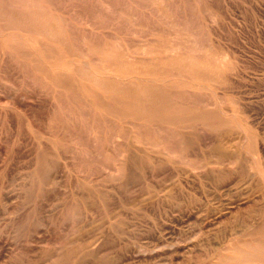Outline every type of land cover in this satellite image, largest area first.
Segmentation results:
<instances>
[{
    "label": "rangeland",
    "instance_id": "1",
    "mask_svg": "<svg viewBox=\"0 0 264 264\" xmlns=\"http://www.w3.org/2000/svg\"><path fill=\"white\" fill-rule=\"evenodd\" d=\"M156 1L0 0V264H264V0ZM146 24L211 69L166 80L193 111L115 104L101 78L134 73L65 57Z\"/></svg>",
    "mask_w": 264,
    "mask_h": 264
},
{
    "label": "bare ground",
    "instance_id": "2",
    "mask_svg": "<svg viewBox=\"0 0 264 264\" xmlns=\"http://www.w3.org/2000/svg\"><path fill=\"white\" fill-rule=\"evenodd\" d=\"M28 1V0H27ZM82 1V0H81ZM138 1V0H137ZM156 1V0H155ZM158 1V0H157ZM156 1V2H157ZM164 1V0H163ZM119 2V1H118ZM153 2V0H152ZM187 2V1H186ZM89 3V1H88ZM142 3V2H141ZM39 4V3H38ZM136 4V3H135ZM10 5V2H9ZM20 5V4H19ZM29 5V4H28ZM40 5V4H39ZM121 5V4H120ZM140 5V4H139ZM161 5V4H160ZM134 6V5H133ZM168 6V5H167ZM20 7V6H19ZM126 7V6H125ZM141 7V6H140ZM151 7V6H150ZM143 8V7H142ZM154 8V7H153ZM166 8V7H165ZM169 8V7H168ZM180 8V7H179ZM118 9V8H117ZM144 9V8H143ZM123 10V9H121ZM172 10V9H171ZM189 10V9H188ZM118 11V10H117ZM128 12V9L126 10ZM164 11V10H163ZM120 12V10L118 11ZM168 12V11H167ZM122 13V12H121ZM129 13V12H128ZM170 13V12H169ZM168 13V14H169ZM49 14V13H48ZM131 14V13H130ZM128 14V15H130ZM137 14V13H136ZM149 14V13H148ZM173 14V13H172ZM208 14V13H207ZM125 16L126 13L124 14ZM134 15V14H133ZM139 15V14H138ZM159 15V14H158ZM163 16L164 14L161 13ZM171 14H169L170 16ZM193 15V14H192ZM211 15V14H210ZM122 16V15H121ZM131 16V15H130ZM209 16V15H208ZM61 17V16H60ZM136 17V16H135ZM173 17V15L171 16ZM210 17V16H209ZM62 18V17H61ZM64 18V17H63ZM129 18V17H128ZM132 18V17H131ZM148 18V17H147ZM169 18V17H168ZM57 19V17H56ZM172 18H170L171 20ZM45 20V19H44ZM89 20V19H88ZM212 20V19H211ZM33 21V20H32ZM63 21V20H62ZM154 21V20H153ZM48 22V21H47ZM46 22V23H47ZM131 22V21H130ZM180 22V21H179ZM135 23V22H134ZM158 23V22H157ZM162 23V24H161ZM161 25H167L168 21L164 19L163 22H161ZM129 24V23H127ZM126 24V25H127ZM16 25V24H15ZM62 26V25H61ZM131 26V25H130ZM138 26V24H137ZM178 26V25H177ZM142 27V26H141ZM161 27V26H160ZM174 27V26H173ZM155 28V27H154ZM166 27L162 26V29L164 30ZM179 28V27H177ZM183 28V27H182ZM180 27V29H182ZM185 28V27H184ZM190 28V27H189ZM194 28V27H193ZM22 29V28H21ZM47 29V28H46ZM86 29V28H85ZM146 33H143L139 35L141 39H138L140 41L139 43V49H130L128 47H122L121 44H115V43H106L103 44L102 47L99 49H94V45H88V46H82L79 48V51L77 53H69V55L65 54V57H70L73 55L78 54L82 58H91L99 61L96 62L100 68L105 70L106 72L109 71L110 73H113L115 76H121L122 74H133L135 77L130 80V84L128 85H122L119 80L116 78V82L107 81L105 78H101L103 80H100L101 83L99 89L100 93L108 94L109 97L112 98V101L115 102V104H129L133 106L136 105L137 108L143 107V105L146 104V107L148 106L150 109L149 114L151 115H157L159 113H179V112H185V111H193L195 109L194 105L189 106H181V105H166L164 102L166 101L164 99V96L169 93V87L173 86L174 84L168 85L166 84L168 78L170 76H184L187 79H196L200 76H202L203 72H210L211 69L205 62L197 61L194 56L191 55L192 48L189 45V42L186 44L183 43H176V42H169V43H163L160 46L154 47L153 43L156 40L157 37H154V35H158L154 32V29L148 27V25H145V28H143ZM179 29V30H180ZM185 30V29H184ZM196 31V30H195ZM163 32V31H162ZM190 32V31H189ZM159 33V32H158ZM174 32H170V34ZM192 33V32H191ZM190 33V34H191ZM113 34V33H112ZM166 34V33H165ZM194 34V33H193ZM197 34V33H196ZM135 35V34H134ZM168 35V34H167ZM180 35V34H179ZM178 35V36H179ZM192 35V34H191ZM190 35V36H191ZM173 36V35H172ZM188 36V35H187ZM195 36V35H194ZM34 37V36H33ZM125 37V36H124ZM161 33H160V36ZM174 37V36H173ZM38 38V37H37ZM36 38V39H37ZM59 38V37H58ZM168 38V37H167ZM176 37H174L175 39ZM178 39V38H176ZM185 39V38H184ZM106 40V39H105ZM120 40V39H118ZM107 41V40H106ZM129 41V40H128ZM135 41V40H134ZM179 41V40H178ZM187 41V40H185ZM192 41V40H191ZM190 41V42H191ZM136 42V41H135ZM156 42V41H155ZM196 42V40H195ZM87 43V42H86ZM133 43V42H132ZM192 43V42H191ZM85 44V43H84ZM155 44V43H154ZM37 45V44H36ZM196 45V44H195ZM156 46V45H155ZM199 46V45H198ZM201 46V45H200ZM203 46V45H202ZM207 46V45H206ZM137 47V46H136ZM52 48V47H51ZM97 48V47H96ZM206 48V47H205ZM40 49V48H39ZM76 49V48H75ZM203 49V48H202ZM201 49V50H202ZM195 50V49H194ZM200 50V51H201ZM207 50V49H206ZM51 51V50H50ZM55 51V50H54ZM196 51V50H195ZM205 51V50H204ZM22 53V52H21ZM220 53V52H219ZM44 54V53H43ZM141 54V57L139 56ZM36 55V54H35ZM34 55V56H35ZM222 55V54H221ZM220 55V56H221ZM123 58L124 60H121L118 58ZM216 57V56H215ZM212 58V57H211ZM214 58V57H213ZM145 60L146 62H142L141 60ZM110 61V62H108ZM112 61V62H111ZM216 61V60H215ZM108 62V63H107ZM208 62V61H207ZM211 62H209V65ZM216 63V62H215ZM42 64V63H41ZM40 64V65H41ZM213 65V64H212ZM218 65V64H217ZM226 66V65H225ZM217 67V66H215ZM40 68V67H39ZM213 68V67H212ZM49 69V67H48ZM219 69V68H218ZM221 69V68H220ZM219 69V70H220ZM87 70V69H86ZM214 70V69H213ZM113 71V72H112ZM222 71V70H221ZM220 71V72H221ZM219 72V73H220ZM222 73V72H221ZM208 76V75H206ZM211 76V75H210ZM208 76V77H210ZM216 76V75H215ZM30 77V75H29ZM213 77V76H212ZM224 77V76H223ZM205 78V77H204ZM207 78V77H206ZM211 78V77H210ZM96 79V78H95ZM123 79V78H121ZM214 80V79H213ZM220 80V79H219ZM224 80V79H223ZM227 80V78H226ZM142 81L145 82L142 83ZM212 81V80H211ZM98 82V81H97ZM217 82V81H216ZM219 82V81H218ZM216 83L219 84V83ZM121 83V84H120ZM213 83V81H212ZM215 83V82H214ZM213 83V84H214ZM223 83V82H222ZM51 84V83H50ZM224 84V83H223ZM221 85V84H220ZM226 86V85H225ZM221 87V86H220ZM55 92V91H54ZM99 93V92H98ZM191 93V92H190ZM192 94V93H191ZM95 97L96 91L93 92ZM168 96V95H167ZM100 98V97H99ZM128 100H127V99ZM123 99H126V101H122ZM130 99V100H129ZM201 99V98H200ZM198 99V100H200ZM208 99V98H207ZM195 100V99H194ZM205 100V99H204ZM191 101V100H190ZM202 101V100H201ZM221 101V100H220ZM219 101V102H220ZM62 102V101H61ZM211 102V101H210ZM63 103V102H62ZM205 103V102H203ZM212 103V102H211ZM195 104V103H194ZM198 104V103H197ZM205 105V104H202ZM54 107V106H53ZM206 110V109H205ZM209 110V109H208ZM146 111V110H145ZM61 112V111H60ZM86 112V111H85ZM143 112V111H142ZM206 112V111H205ZM192 113V112H191ZM211 113V112H209ZM208 113V114H209ZM148 114V115H149ZM205 114V113H204ZM203 114V115H204ZM91 115V114H90ZM200 117V116H199ZM210 117V116H209ZM201 118V117H200ZM193 119V118H192ZM115 137V136H114ZM139 141V140H138ZM116 146V145H115ZM119 154V153H118ZM96 248V247H95ZM236 248V247H235ZM240 251V250H239ZM259 251V250H258ZM244 252V251H243ZM223 261H225L223 259ZM228 261V259H227ZM226 262V261H225Z\"/></svg>",
    "mask_w": 264,
    "mask_h": 264
}]
</instances>
